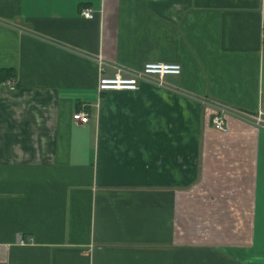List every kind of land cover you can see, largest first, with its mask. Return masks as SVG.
<instances>
[{"label":"crops","instance_id":"crops-1","mask_svg":"<svg viewBox=\"0 0 264 264\" xmlns=\"http://www.w3.org/2000/svg\"><path fill=\"white\" fill-rule=\"evenodd\" d=\"M263 39L264 0H0V264H264V127L212 121ZM148 61L181 72L98 90Z\"/></svg>","mask_w":264,"mask_h":264},{"label":"built area","instance_id":"built-area-1","mask_svg":"<svg viewBox=\"0 0 264 264\" xmlns=\"http://www.w3.org/2000/svg\"><path fill=\"white\" fill-rule=\"evenodd\" d=\"M80 14L85 18L93 17V10L90 7H83ZM264 49V39H263ZM97 61L100 65L104 64L102 57H98ZM181 65L179 63H165L157 61H148L143 64L140 69L132 70L124 67H116V71L112 75H101L97 88L99 91L109 90H137L142 82L153 83L159 86L163 85V77L165 75H179ZM3 84L10 91L15 90V78L9 77L4 80ZM216 112L213 116V125L215 128L227 131L228 126L226 117L229 113L252 123L258 127H264V90L260 92L259 107L255 111H245L239 109H231L226 105H215ZM72 118L76 123L86 124L89 122V114L79 109L73 112Z\"/></svg>","mask_w":264,"mask_h":264},{"label":"trees","instance_id":"trees-1","mask_svg":"<svg viewBox=\"0 0 264 264\" xmlns=\"http://www.w3.org/2000/svg\"><path fill=\"white\" fill-rule=\"evenodd\" d=\"M8 76H11V72L9 69H2L0 70V79L7 78Z\"/></svg>","mask_w":264,"mask_h":264}]
</instances>
